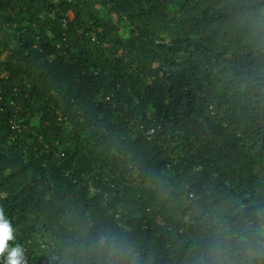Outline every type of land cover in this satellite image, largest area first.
Here are the masks:
<instances>
[{
    "label": "trees",
    "instance_id": "16d2710c",
    "mask_svg": "<svg viewBox=\"0 0 264 264\" xmlns=\"http://www.w3.org/2000/svg\"><path fill=\"white\" fill-rule=\"evenodd\" d=\"M263 3L0 0V209L25 264H264Z\"/></svg>",
    "mask_w": 264,
    "mask_h": 264
},
{
    "label": "clouds",
    "instance_id": "9594fccd",
    "mask_svg": "<svg viewBox=\"0 0 264 264\" xmlns=\"http://www.w3.org/2000/svg\"><path fill=\"white\" fill-rule=\"evenodd\" d=\"M15 239V229L5 217L3 209H0V258L6 257V264H25L23 247L20 244L10 246V242ZM105 244L110 251L119 248L115 241L106 240Z\"/></svg>",
    "mask_w": 264,
    "mask_h": 264
},
{
    "label": "rangeland",
    "instance_id": "374dc122",
    "mask_svg": "<svg viewBox=\"0 0 264 264\" xmlns=\"http://www.w3.org/2000/svg\"><path fill=\"white\" fill-rule=\"evenodd\" d=\"M260 13L264 17V3ZM246 183L249 191H253L255 194L264 197V174L259 169L254 168L252 175L248 176Z\"/></svg>",
    "mask_w": 264,
    "mask_h": 264
}]
</instances>
